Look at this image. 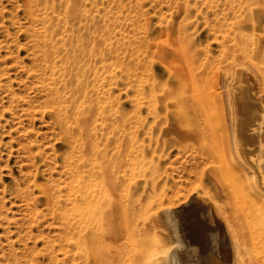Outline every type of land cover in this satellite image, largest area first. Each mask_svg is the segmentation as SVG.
I'll return each instance as SVG.
<instances>
[{
  "label": "rangeland",
  "instance_id": "1",
  "mask_svg": "<svg viewBox=\"0 0 264 264\" xmlns=\"http://www.w3.org/2000/svg\"><path fill=\"white\" fill-rule=\"evenodd\" d=\"M234 52L264 68V0H0V264H86L81 192L86 180L100 195L102 158L129 203L151 193L148 213L203 192L206 124L181 120L174 96L191 102L194 81L207 86ZM74 72L87 95L73 90ZM231 204L191 264H240L225 256L229 229L246 232L241 262L264 264V238L249 242L264 221ZM182 237L180 253L192 246Z\"/></svg>",
  "mask_w": 264,
  "mask_h": 264
},
{
  "label": "bare ground",
  "instance_id": "2",
  "mask_svg": "<svg viewBox=\"0 0 264 264\" xmlns=\"http://www.w3.org/2000/svg\"><path fill=\"white\" fill-rule=\"evenodd\" d=\"M93 34L90 37L92 47L87 55L96 59L97 49L93 45L96 36ZM240 50L244 49L237 51ZM82 51L74 48L71 53L74 56L86 55ZM234 54L233 60L225 66L226 69L222 67L217 73L214 71L207 86H201L202 77L198 78L199 82L194 81L191 102L186 100L181 103V96H174V107L181 120L190 116L192 126L206 124L203 135L197 138L195 133L198 139L196 143L213 162L211 168L205 169L207 181L203 185V192L191 194L193 196L189 202H180L176 206L170 205L148 213L155 201L149 199L151 193L145 191L143 198H135L129 203L127 189L117 190L113 174L116 165L111 166L109 171L108 161L103 158L97 161L94 176L101 180L100 195L95 192L96 182L87 183L86 180L84 191L82 189L81 192L84 201L81 212L84 232L80 236V254L86 264H189L192 260L191 252L193 256L197 248H207L211 241L214 242L215 235L210 231L211 226L223 230L225 220L217 218L216 214L221 208H229L230 211L227 206L232 205V202L247 220L264 221V76L261 72L264 68L251 61L243 62L237 53ZM251 56L260 62L263 53L254 50ZM244 63L246 66L242 65ZM77 74L74 72L76 82L70 84L74 91L87 95L90 91L83 86ZM169 93L166 91V94ZM188 106L192 107L190 114ZM62 115L70 117L65 111ZM192 202L197 205H191ZM229 232L231 235L227 250L230 248V254L229 251L225 253L226 259L230 257L231 262L241 264V250L247 246L248 241L246 232L233 233L230 229ZM249 233L251 244L264 238V230L257 235ZM183 234L188 236L192 246L188 248L187 243L186 252L180 253L184 245Z\"/></svg>",
  "mask_w": 264,
  "mask_h": 264
}]
</instances>
